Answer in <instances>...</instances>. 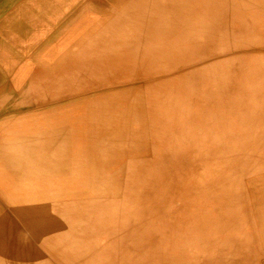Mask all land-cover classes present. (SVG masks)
<instances>
[{"label":"bare ground","instance_id":"6f19581e","mask_svg":"<svg viewBox=\"0 0 264 264\" xmlns=\"http://www.w3.org/2000/svg\"><path fill=\"white\" fill-rule=\"evenodd\" d=\"M71 9H75L74 3ZM70 10L49 30L55 43L43 47L57 52L79 41L81 51L89 49L92 56H99L101 64L93 67L87 60L86 70L109 85L101 97L112 115L106 137L115 148L103 152L98 163L90 162L87 139L91 134L83 131L79 133L83 138L74 136V143L64 152L61 133H50V113L61 112L56 124L63 120L62 112L77 107L74 102L0 118V188L11 190L10 200L23 224L47 227L52 249L69 264H264V0H89L80 3L78 15L71 16ZM96 15L105 20L103 29L94 23ZM80 18L83 21L78 24ZM72 24H78L79 29ZM12 47L0 45V62L12 59ZM75 67L72 57L57 74L27 86L40 96L64 94L70 90L65 79L73 78L72 74L81 77ZM149 73L166 79L126 86L128 79ZM197 81L205 84L202 97L209 100L213 95L212 107L202 109L214 115L204 118L205 128L196 137L197 143L195 134L182 141L196 151L200 148V153L192 152L183 165L190 167L192 160L196 161L187 180L179 163L171 160L169 150L159 143L164 131L158 123L174 116L179 108H159L168 97L165 101L173 102L170 92ZM215 84L219 91L213 92ZM18 93L22 91L3 93L0 115L29 101L23 102ZM98 99L92 97L86 105L97 104ZM142 104L147 114L138 118L135 110ZM228 112H234L233 120L224 119ZM182 116L179 125L184 123ZM141 139L151 141L149 155H120L123 144ZM32 145L45 154L29 156ZM168 166H172L170 172ZM151 167L156 170L149 171ZM109 171L144 184H137L132 196L109 192L96 198L84 193L79 201L72 196L56 204L45 200L47 181L62 184L72 195L78 187L93 191L90 183H101L97 177ZM83 203L98 208L84 225L80 222L86 216ZM3 223L0 219V264H11V258L14 264H30L35 258L25 236L15 229L10 235ZM89 223L95 236L101 230L114 245L123 241L120 244L126 251L121 260L112 258L109 248L105 255H93L98 260L85 259L90 248L78 244L84 243V226ZM120 230L121 239L117 235Z\"/></svg>","mask_w":264,"mask_h":264},{"label":"rangeland","instance_id":"374dc122","mask_svg":"<svg viewBox=\"0 0 264 264\" xmlns=\"http://www.w3.org/2000/svg\"><path fill=\"white\" fill-rule=\"evenodd\" d=\"M87 1L89 0H84V1L74 0V2H69V0H0V45H2L3 43H7L8 45L13 44V47L10 48L12 59L6 62H0V97L4 95L3 94L4 92L9 93V90H12L13 92L22 91L21 94L18 93L17 95L20 96L23 102L25 99L29 100L26 104L22 103L20 105L15 106L10 110V112L4 111L0 115V118L9 117V116L15 117L17 115L30 113L31 111L34 110L43 112L56 108L61 104L74 102L77 105V107L72 111L62 112L63 120L62 121L58 120L56 124H54V121L59 118L61 112L53 111L50 113L53 114L51 120L52 122L51 127L50 124L48 126L50 129V133L51 134L61 133L64 142V152H66L67 150L66 147L70 148L71 145L74 143V142L72 143V139L74 136H79V133L83 131L84 134L85 132L90 133L91 139H87L88 145L90 146L88 155L90 158V162L98 163V161L102 157L101 155L103 154V152H105L106 154V151L108 149L109 151L111 150L110 152H114L113 150L114 145H109L108 144L110 143V139H108L109 136L106 137V135L108 134L107 122L110 121L112 115L106 111L104 99L101 97L106 95V90L107 88H109V85L106 84L105 80L98 79L95 76L94 72L86 70L87 69L86 67L88 66L87 60H89V62L93 64V67H96L97 65L101 64L99 60V56H94V55L92 56V52L89 49L83 50L85 52L81 51V46L79 45V41H77L76 44L73 45V47L59 50L57 52L53 50L48 51V49H44L43 47V45L45 44L49 46L50 44L55 43L54 40L56 38L52 39V37L48 35V33H50L49 30L50 28H52V26L56 24V22L58 23V21L61 19V17L64 14H66L70 10L71 4L74 3L75 9L70 10V13L72 12L71 16H74V15H78L79 11H81L80 3L81 2L85 3ZM82 17L85 18V16ZM81 21H83L82 18L78 20L79 23L78 22L75 23L80 24L82 23ZM93 21L100 29H103V26L106 24L105 20L97 15L93 19ZM78 24H72V25H74L79 29V27L77 26ZM55 34H59V32L56 31ZM70 37L73 38V34H71ZM72 57L75 58V63H76L75 71L81 74V77L76 78V76L72 74L70 75V77L73 78L65 79L66 84L70 87L69 91L72 90L71 94L66 95V93L69 92L67 91L64 94H60V95L53 96V93H49L51 95L40 96L39 94H34L30 92V88L27 86V84L29 83L37 84L38 82L46 79L48 76L57 74L60 71V69L64 68L65 62L70 60ZM76 59H78L79 62H77ZM132 75L133 74L127 75V77L129 78ZM96 79L98 81H95ZM137 79H133V81H131L132 78L128 79L126 86L138 87V86H143L144 84L150 85L156 80L160 81L166 78L161 75L159 76V74L153 75L149 73V75L146 74L144 76L139 77L138 80ZM192 84L193 87H191ZM197 84L198 85L201 84V85L198 86ZM204 85L205 84L203 82L197 81L195 83L189 84L187 87L177 88L176 90L170 92V94L168 92L169 96L175 101L173 100L172 103L165 101L168 100L169 98L168 97L164 100L163 104L162 103L160 104L161 107L159 108L162 110L163 109L165 110L167 107H168L167 109H173V110L174 108L175 110L179 108L177 113L174 111V116L176 117V119H178V121L175 120L174 116H172L171 118L168 119H161L163 123H158L159 129H162L164 131L163 134L164 139H162V141L159 143L161 148H164L165 150L166 149L169 150L170 159L174 160L175 163L177 162L179 163L180 170L182 171V175L187 180H189L190 177L193 175L192 171L195 169L193 167L196 164V161L192 160V162L190 163V167L192 168H190L189 166L185 167L183 165H185L186 159L192 152L200 153V148L196 151L194 150V148L189 146V143L188 144L182 143V141L186 140V138L188 139L189 137L193 136V134H195V137L194 136L193 137L195 138V141L197 143L196 137L198 138L199 134L202 133L201 131H203L205 128V126L202 125L204 124L203 122L206 121L204 118L208 116L212 117L214 115V112L212 113L211 110L202 109L205 106L207 108L212 107L211 102L213 97V95H210L209 100L207 98L202 97L203 91L201 89H203ZM115 86L117 87V85L112 86L114 90L117 89ZM190 87H191V91L189 95L186 96V91ZM212 87L213 88L211 89H214L213 92L219 91L218 84H215ZM4 88H6L7 90ZM3 89L6 91H2ZM95 96L99 98L97 104L91 102L89 105H86V103L90 101V98ZM182 100L184 102H182ZM208 101L210 102L208 103ZM167 103H169L168 105L170 107L166 106ZM186 103L188 104L189 107H187ZM143 107L144 104L139 105L135 110L138 112L137 113L138 118L144 114L145 115L147 114L145 108ZM202 110H205V112H202ZM233 113L234 112L226 113V115H224L225 116L224 119L233 120ZM180 116L183 117L184 123H181L179 125ZM79 137L83 138L81 136ZM168 138L171 140L170 141L171 143H169V141L167 142ZM150 144H151L150 140H143V139L136 140L132 142V144L125 143L123 144L124 148L123 150H121L120 155L127 154L128 156H132L134 158L136 155H141V157L144 158L153 151L151 147L152 144L151 145ZM174 146L175 147L177 146L178 150ZM41 153L45 154V152L36 145H32V147L28 151L29 156L31 155L38 156L41 155ZM51 159L54 160V158ZM165 160L167 159L165 158ZM197 163L198 165L201 164L199 160L197 161ZM209 166H212V164H210ZM159 168L160 167L158 166V169ZM152 169L156 170L151 167L149 171H152ZM170 169L172 170V166H168L167 172H170ZM106 174L102 175L100 178L96 176L99 182L101 183H96V182L90 183V185L94 188L93 191L87 188L78 187V189L74 191L72 195H69L66 192L65 188H61L62 184L57 182L56 183L54 182L53 184V182L47 181L46 183H50V185L46 186V191L44 192L43 195L46 198L45 200L48 201L50 204H56V202L58 201L62 202L60 200L69 199L71 198L70 196H72L75 200L79 201L80 197H82V194L84 193H89L96 198L97 197L100 198V196L104 197L109 192H113V194H119V195L122 192L126 196L127 195L130 196L132 191H135V187L137 184L140 185L144 184V182H139V181L131 182L128 179H121L116 174H113L112 171H109ZM127 181L129 184L126 183ZM10 193L11 190L9 188L7 189L0 188V213H1L0 215H2L0 219H3L4 223L2 225L10 235L13 229H15L20 231L22 235L25 236V240H27L29 245V253L33 256V258H35V260L31 261L30 264H35L36 261L38 262L41 260L44 261L45 264L47 263L69 264L68 261L64 260L63 257H60L52 249V246L48 241V238L46 237L47 229L45 231V228L47 227L44 228L41 224L40 225L34 224L33 227L28 228L23 224L22 219L20 218L18 211L15 208V205H13L12 201L10 200L9 197ZM83 205H84L83 207L84 213H86V216H84L82 220H80V222H82V224L84 225L86 219L89 218L88 216L90 214L94 215L95 211H98V208H94L95 206H92L93 204L90 205L91 208H88L87 204L85 203H83ZM121 220L120 222L122 225ZM20 223L21 225H19ZM91 225L92 224L89 223L84 226L85 237H83L84 241H82L84 243L78 244V245L81 244L80 246L84 245V247L90 248V252H86L84 254L85 259H89V261H91L93 258L94 260H98L97 257L98 253L100 254L101 252L102 254L100 255H105L106 250L109 248L110 249L109 255L112 258H120L121 260L124 257V253L126 251V250H122L125 249L123 243L120 244V242L123 241L121 240L119 241V237H117L115 242L119 241L118 242L119 245L116 244L117 245L116 246L114 245V240L103 236V234H105V231H101V230L99 231V235L95 236L94 235L95 229L93 225L92 226ZM117 235H119L121 239L122 231L121 230L120 232L117 231ZM94 242H96L97 244ZM91 243L93 244V246ZM120 245L121 247H119ZM95 254L97 255L93 256ZM55 255L57 256V258L55 257ZM61 258H63V260ZM11 259L15 262L14 258ZM13 261L11 262V264H14Z\"/></svg>","mask_w":264,"mask_h":264}]
</instances>
